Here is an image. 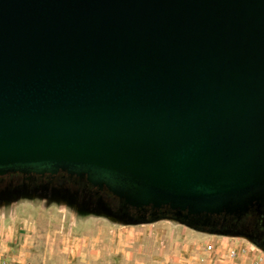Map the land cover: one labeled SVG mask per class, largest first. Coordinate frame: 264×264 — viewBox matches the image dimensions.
Here are the masks:
<instances>
[{"label": "water", "instance_id": "1", "mask_svg": "<svg viewBox=\"0 0 264 264\" xmlns=\"http://www.w3.org/2000/svg\"><path fill=\"white\" fill-rule=\"evenodd\" d=\"M132 209L264 203V0H0V176Z\"/></svg>", "mask_w": 264, "mask_h": 264}, {"label": "rangeland", "instance_id": "2", "mask_svg": "<svg viewBox=\"0 0 264 264\" xmlns=\"http://www.w3.org/2000/svg\"><path fill=\"white\" fill-rule=\"evenodd\" d=\"M258 259L264 264V251L246 237L199 229L171 215L125 220L44 194L0 202V264H253Z\"/></svg>", "mask_w": 264, "mask_h": 264}, {"label": "flooded vegetation", "instance_id": "3", "mask_svg": "<svg viewBox=\"0 0 264 264\" xmlns=\"http://www.w3.org/2000/svg\"><path fill=\"white\" fill-rule=\"evenodd\" d=\"M36 194L50 195L83 207H99L107 215L125 220L170 215V210L167 208L160 210L150 207L142 210L128 208L105 188L89 185L84 177L70 176L62 172L55 175L10 173L0 176V202ZM189 220L199 229L234 231L264 251V203L240 217L221 214L189 218Z\"/></svg>", "mask_w": 264, "mask_h": 264}, {"label": "built area", "instance_id": "4", "mask_svg": "<svg viewBox=\"0 0 264 264\" xmlns=\"http://www.w3.org/2000/svg\"><path fill=\"white\" fill-rule=\"evenodd\" d=\"M245 253V251H243ZM230 256L233 257L235 256V252L234 251H231L230 252ZM260 262H262V259H258V262L256 261L254 264H259Z\"/></svg>", "mask_w": 264, "mask_h": 264}, {"label": "crops", "instance_id": "5", "mask_svg": "<svg viewBox=\"0 0 264 264\" xmlns=\"http://www.w3.org/2000/svg\"><path fill=\"white\" fill-rule=\"evenodd\" d=\"M245 253H247V251L245 250ZM253 256V258H254V255H252ZM255 260V259H254ZM253 260V264L255 263V261Z\"/></svg>", "mask_w": 264, "mask_h": 264}, {"label": "trees", "instance_id": "6", "mask_svg": "<svg viewBox=\"0 0 264 264\" xmlns=\"http://www.w3.org/2000/svg\"><path fill=\"white\" fill-rule=\"evenodd\" d=\"M166 215H168V214H165V215H161V216H166Z\"/></svg>", "mask_w": 264, "mask_h": 264}]
</instances>
